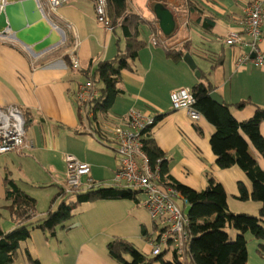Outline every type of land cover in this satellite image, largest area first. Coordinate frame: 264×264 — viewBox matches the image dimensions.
<instances>
[{
    "label": "crops",
    "instance_id": "1",
    "mask_svg": "<svg viewBox=\"0 0 264 264\" xmlns=\"http://www.w3.org/2000/svg\"><path fill=\"white\" fill-rule=\"evenodd\" d=\"M254 1L127 0L123 16L112 18L108 10L113 24L110 30L97 21L92 0H68L47 19L63 39L54 48L35 53L14 37L0 35V108H20L30 145L0 156V231L9 233L20 224L8 209L6 179L36 200L37 209L31 213L35 221L64 201L76 202L74 196L64 198L68 155L90 164V178L96 184L93 190L116 186L120 161L112 131L125 127L131 110L158 118L149 136L165 153L169 174L177 183L202 191L209 178H214L224 186L231 211L258 217L261 204L238 198L240 182L252 193L244 172L238 166L222 170L216 164L210 143L214 126L201 114L199 121H193L186 110H174L170 101L176 89L192 90L209 82L213 92L231 105L238 122L264 109V69L253 65L235 69L237 58L250 50L226 41L231 32L243 33L248 6ZM158 2L176 19L172 37L164 36L153 12ZM131 44L139 47L138 57L129 60L130 69L122 71L121 92L112 108L102 112L91 106L90 113L81 111L76 101L78 87L93 81L91 75L100 63L124 55ZM260 48L264 53V27ZM180 52L183 55L177 56ZM186 53L195 60L200 78L184 61ZM73 58L79 60L80 69L72 67ZM94 84L99 98L102 85ZM240 102H246L244 107L236 106ZM261 132L264 136V121ZM257 159L264 170V160ZM135 197L77 203L71 220L57 227L54 234L32 230L12 264H120L108 252L109 244L117 239L153 257L154 241L165 225L154 221L142 206L144 195ZM233 231H228L232 238ZM260 245L264 241L248 236L247 264H264ZM167 246L168 255L174 258V245Z\"/></svg>",
    "mask_w": 264,
    "mask_h": 264
},
{
    "label": "trees",
    "instance_id": "2",
    "mask_svg": "<svg viewBox=\"0 0 264 264\" xmlns=\"http://www.w3.org/2000/svg\"><path fill=\"white\" fill-rule=\"evenodd\" d=\"M126 4L127 0H108L110 17L123 16ZM188 46L189 43L184 45L185 48ZM138 48L132 44L128 45L124 55L98 65L91 79L96 84H101L102 88L99 98L94 100L90 107L102 112L112 108L121 92L119 85L122 71L131 68L129 60L138 57ZM182 55L180 52L177 56ZM86 75L88 76V73ZM213 90L209 82L193 87L192 92L196 98L194 107L215 128L210 143L217 166L222 170L238 166L244 172L252 184V193L250 194L245 184L240 182L238 198L241 201L252 200L261 204L260 215L257 217L231 211L224 186L214 178H209L206 188L202 191L177 183L169 174L165 153L149 136L144 141V149L151 165L155 167L158 161L162 160L159 164L161 181L176 186L189 203L186 226L188 248L185 258L175 249L173 260L166 261L164 253L150 257L132 244L117 239L109 244L108 252L120 264H247L248 236L264 241V170L257 159L260 156L264 160V136L261 132L264 109H258L251 119L238 122L232 114L231 105H220L210 97ZM245 104L246 102H240L236 106L242 108ZM5 185L6 200L11 202L8 209L20 224L9 233L0 231V264H12L16 260L21 243L30 238L35 228L54 234L57 227L71 220L77 203L116 198L136 199L135 196L139 194L117 186L100 190L90 189L88 192L78 191L70 195L64 193V198L74 196L76 202L64 201L44 219L35 221L31 213L37 209L36 200L12 180L6 179ZM229 230H234L237 236L232 238ZM260 251H264V245H260Z\"/></svg>",
    "mask_w": 264,
    "mask_h": 264
},
{
    "label": "built area",
    "instance_id": "3",
    "mask_svg": "<svg viewBox=\"0 0 264 264\" xmlns=\"http://www.w3.org/2000/svg\"><path fill=\"white\" fill-rule=\"evenodd\" d=\"M68 0H39V6L46 17L50 19ZM95 6L97 21L107 29L112 30L113 24L108 14V0H92ZM264 27V0H255L247 9L243 33L231 32L226 41L229 45H242L250 50L235 61V69L253 65L264 69V53L260 49ZM153 43L157 45L154 39ZM255 57H252V55ZM72 67L80 69V62L73 58ZM98 98L93 81L81 84L76 91V101L81 111L90 113V104ZM171 106L174 110H186L193 121L201 119L194 105L196 98L190 88H179L170 95ZM157 117L150 113L131 110L127 116L125 127H117L112 136L117 144L116 153L120 165L116 171L114 183L124 189L136 191L144 198L141 201L154 221L164 223L158 231V240L154 241V256L162 253L163 245H174L179 254H186L189 237L186 232L189 207L176 186L163 183L160 175V162L153 167L148 153L144 149V141L155 128ZM107 132V131H106ZM26 140V119L17 106L0 108V156L20 152L29 147ZM91 166L77 160L74 156L66 157V174L63 185L65 194H73L84 188L90 190L96 184L90 178Z\"/></svg>",
    "mask_w": 264,
    "mask_h": 264
},
{
    "label": "water",
    "instance_id": "4",
    "mask_svg": "<svg viewBox=\"0 0 264 264\" xmlns=\"http://www.w3.org/2000/svg\"><path fill=\"white\" fill-rule=\"evenodd\" d=\"M152 9L164 36L172 37L177 30L173 13L159 2ZM0 35L14 37L35 53L54 48L63 40L58 29L44 16L38 0H0ZM184 61L198 78L202 76L190 53L185 54ZM210 97L220 105L225 103L216 91Z\"/></svg>",
    "mask_w": 264,
    "mask_h": 264
},
{
    "label": "rangeland",
    "instance_id": "5",
    "mask_svg": "<svg viewBox=\"0 0 264 264\" xmlns=\"http://www.w3.org/2000/svg\"><path fill=\"white\" fill-rule=\"evenodd\" d=\"M69 199V198H68ZM240 203H242V202H240ZM1 208V207H0ZM1 212H5V210L4 209H1ZM232 234H233V237L235 238L236 237V235H235V232L233 231L232 232ZM167 248H168V246L167 245H163V253L165 254L164 255V257L166 258V260H169V261H171L173 258H172V256L171 255H168V251H167ZM175 249V248H174ZM166 255H167V257H166ZM181 255H183L184 256V258H185V254L183 253H181ZM153 257H155V256H153Z\"/></svg>",
    "mask_w": 264,
    "mask_h": 264
},
{
    "label": "bare ground",
    "instance_id": "6",
    "mask_svg": "<svg viewBox=\"0 0 264 264\" xmlns=\"http://www.w3.org/2000/svg\"><path fill=\"white\" fill-rule=\"evenodd\" d=\"M6 37V36H5ZM7 37H10L11 38V36H7ZM196 109V108H195ZM118 156V155H117ZM118 158H119V156H118Z\"/></svg>",
    "mask_w": 264,
    "mask_h": 264
}]
</instances>
